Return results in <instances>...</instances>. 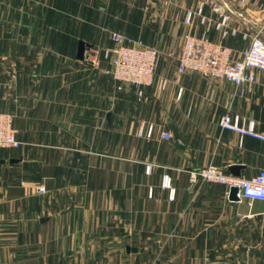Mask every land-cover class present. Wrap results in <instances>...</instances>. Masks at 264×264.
<instances>
[{
	"label": "crops",
	"instance_id": "0c3cea01",
	"mask_svg": "<svg viewBox=\"0 0 264 264\" xmlns=\"http://www.w3.org/2000/svg\"><path fill=\"white\" fill-rule=\"evenodd\" d=\"M213 1L224 10L207 0H0V112L14 115L22 142L0 148V264H264V203L191 178L210 165L242 178L264 170V140L219 126L229 113L264 134L261 72L236 86L178 70L187 34L238 56L264 37V0ZM222 14L236 33L217 28ZM113 30L160 52L142 96L118 89L108 61L77 56L81 41L112 46Z\"/></svg>",
	"mask_w": 264,
	"mask_h": 264
},
{
	"label": "built area",
	"instance_id": "2783aa9c",
	"mask_svg": "<svg viewBox=\"0 0 264 264\" xmlns=\"http://www.w3.org/2000/svg\"><path fill=\"white\" fill-rule=\"evenodd\" d=\"M220 11L224 6L216 4L213 0H207ZM203 3L200 4L197 12L202 13ZM193 12L187 14L186 21L191 23ZM205 20V18H202ZM229 16L222 14L221 21L217 28L222 29L224 36L236 33V29L231 31L225 29ZM263 29L250 36L245 34V38L250 36V43L247 49L240 55L228 46L210 40L206 33L201 36L187 34L184 45L179 56L180 73H199L208 78L225 79L236 86L251 85L258 82L259 73L262 75L264 86V37ZM113 46L99 47L92 46L84 53V61L94 67H100L102 60L110 63L109 70L113 79L117 83L118 89L126 85H133L139 88L138 95H143V87L152 85L156 73L159 50L157 47L146 43L141 38H133L117 30L110 32ZM219 126L222 129L230 130L240 137L251 136L264 140V134L256 130L255 120L248 123H241L239 116L231 117L229 113H224L219 119ZM153 127L150 126L148 134L151 135ZM17 131L14 127V115L9 112H0V148H18L22 142L17 138ZM161 136L165 139L172 138V134L166 130ZM151 165L147 166L150 173ZM191 178L203 181L220 183L227 187V195L230 196L231 189L237 188V200L234 202H247L252 206L255 202L264 203V170L250 178L237 177L225 173L223 169L210 165L191 172ZM163 187L169 190V197H175V188L169 175H164ZM38 192L46 193L44 186L37 188Z\"/></svg>",
	"mask_w": 264,
	"mask_h": 264
},
{
	"label": "water",
	"instance_id": "95a60500",
	"mask_svg": "<svg viewBox=\"0 0 264 264\" xmlns=\"http://www.w3.org/2000/svg\"><path fill=\"white\" fill-rule=\"evenodd\" d=\"M85 47H86V44L83 41H81L79 43L78 53H77V56L79 59H83ZM108 118L110 119V115H108ZM234 169H237V167H235L234 165L230 167V170L232 171L233 175L240 176V173H236L235 171H233ZM236 193H237V188H232L229 199L237 200Z\"/></svg>",
	"mask_w": 264,
	"mask_h": 264
},
{
	"label": "rangeland",
	"instance_id": "374dc122",
	"mask_svg": "<svg viewBox=\"0 0 264 264\" xmlns=\"http://www.w3.org/2000/svg\"><path fill=\"white\" fill-rule=\"evenodd\" d=\"M183 45H184V43H183ZM92 46H94V45H91V46H89L88 48H90V47H92ZM96 46V45H95ZM113 46V45H112ZM111 47V46H110ZM88 48H85L86 50H88ZM85 50V51H86ZM85 51H84V53H85ZM263 256H264V253H263ZM256 257V256H255ZM231 264H240V263H236V262H233V263H231ZM253 264H256L255 262L253 263ZM260 264V263H259Z\"/></svg>",
	"mask_w": 264,
	"mask_h": 264
}]
</instances>
